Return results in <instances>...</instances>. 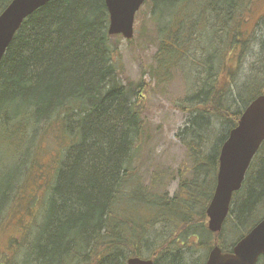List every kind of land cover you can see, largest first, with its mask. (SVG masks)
<instances>
[{"label": "trees", "instance_id": "1", "mask_svg": "<svg viewBox=\"0 0 264 264\" xmlns=\"http://www.w3.org/2000/svg\"><path fill=\"white\" fill-rule=\"evenodd\" d=\"M253 1L150 0V82L125 75L106 0H51L24 20L0 62V264H205L213 246L230 251L264 217V142L220 232L206 213L221 147L264 94V41L238 77L258 31L247 28ZM166 3L174 8L161 24ZM183 60L206 76L185 97L194 115L178 137L191 165L174 172L170 197L167 174L144 185L134 162L151 138L148 98Z\"/></svg>", "mask_w": 264, "mask_h": 264}, {"label": "rangeland", "instance_id": "2", "mask_svg": "<svg viewBox=\"0 0 264 264\" xmlns=\"http://www.w3.org/2000/svg\"><path fill=\"white\" fill-rule=\"evenodd\" d=\"M145 2L140 8L142 10L140 17L135 20L133 38L125 39L121 36L120 51L122 55L121 64L125 75L133 80L144 78L147 82H150V75H144L143 72L156 65L154 56L158 49V26L149 20L150 6L148 3H151L150 0H145ZM169 7L166 3V6L157 9L158 20L161 24L166 23L168 20V16L164 17L163 14L173 11L174 7L170 10ZM162 12L164 13L162 14ZM262 17H264V0H254L250 12L246 13L247 28L252 29L259 23L258 31L238 70V77L242 82L245 76L250 74L251 63L256 58L261 43L264 41V18ZM206 43L207 45L212 43L214 45L212 37L206 39ZM197 56L199 58L194 57L192 60L200 61L202 59L200 55ZM190 64L193 65L191 61ZM204 76H206V73L203 72L201 67L193 66L192 68L188 61L183 60L180 63L179 72L175 73L174 79L165 84L163 88L155 87L147 101L151 138L147 147L141 150L134 162V167L139 168L136 179L144 185H150L152 173L160 171L167 174L164 179L162 178V182L166 185L165 188H167L170 197L177 192L179 184V179L175 177L174 172L183 166L189 168L191 165L186 147L178 137L179 132L192 126L189 120L194 115L184 110L183 107L188 105L185 97L187 93L192 95L196 92L199 85L204 82ZM242 106L241 101L237 99L234 109ZM217 139V136L214 137L215 144L220 142ZM260 264H264V262Z\"/></svg>", "mask_w": 264, "mask_h": 264}, {"label": "water", "instance_id": "3", "mask_svg": "<svg viewBox=\"0 0 264 264\" xmlns=\"http://www.w3.org/2000/svg\"><path fill=\"white\" fill-rule=\"evenodd\" d=\"M51 0H12L0 13V62L26 18ZM145 0H106L109 34L134 36L137 12ZM264 142V94L257 96L242 113L223 143L219 154L217 183L207 207L208 228L221 231L229 214L233 194L239 191L254 156ZM264 259V218L230 251L211 248L205 264H258ZM127 264H154L152 259L130 257Z\"/></svg>", "mask_w": 264, "mask_h": 264}]
</instances>
